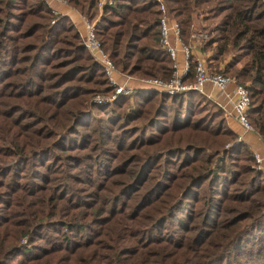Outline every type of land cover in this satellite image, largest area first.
Returning a JSON list of instances; mask_svg holds the SVG:
<instances>
[{
	"label": "trees",
	"instance_id": "16d2710c",
	"mask_svg": "<svg viewBox=\"0 0 264 264\" xmlns=\"http://www.w3.org/2000/svg\"><path fill=\"white\" fill-rule=\"evenodd\" d=\"M64 1L120 72L168 79L154 1ZM165 3L184 43L199 16L264 139L262 0ZM111 91L67 16L0 0V264H264V171L220 107L149 86L93 101Z\"/></svg>",
	"mask_w": 264,
	"mask_h": 264
},
{
	"label": "built area",
	"instance_id": "2783aa9c",
	"mask_svg": "<svg viewBox=\"0 0 264 264\" xmlns=\"http://www.w3.org/2000/svg\"><path fill=\"white\" fill-rule=\"evenodd\" d=\"M56 1L67 4L64 0ZM152 1L155 2L156 10L159 13V43L169 56L171 72L167 80L158 78H133L144 83L146 86L168 95L182 93L187 90L202 93L204 85L208 83L223 96L225 103L229 105L230 112L239 126L244 131H252L253 128L247 118V109L249 106L247 89L221 70L209 69L201 55H192L190 52V44L180 40L178 23L170 14L165 0ZM104 2L110 3V0H97L96 4L100 7ZM262 2L264 3V0ZM80 17L83 23V32L79 35L82 38L83 45L98 63L107 82L112 88L109 96L95 95L93 101L96 103L110 102L118 95H127L133 92L134 89L126 83L132 76L120 72L115 67L96 39L93 25L84 16L80 15ZM191 37L193 38V36ZM178 49L182 55L181 60L177 58ZM189 76L190 80H187ZM229 86L231 88L228 90ZM253 159L254 167L262 170L259 154L254 152Z\"/></svg>",
	"mask_w": 264,
	"mask_h": 264
},
{
	"label": "crops",
	"instance_id": "0c3cea01",
	"mask_svg": "<svg viewBox=\"0 0 264 264\" xmlns=\"http://www.w3.org/2000/svg\"><path fill=\"white\" fill-rule=\"evenodd\" d=\"M49 6L51 7V10L55 12L56 14L67 16L69 20L73 23L76 30L79 34H82L83 32V23L80 17V14L73 9L70 5L58 2L56 0H47ZM200 24H199V16H195L192 21L191 25V36H193L195 33L194 31H200ZM194 37V36H193ZM197 42V40H196ZM194 39L189 40L190 44V52L192 55H201V57L204 59L206 64L208 63L207 59L210 55L209 52L202 53L199 50V44L196 43ZM177 58L178 60H181L182 55L180 50L177 51ZM222 65V64H221ZM208 67L211 69V67L208 65ZM221 67V66H219ZM126 83L132 87L133 89L140 87V86H146L144 83L139 82L135 78L131 77L126 81ZM231 87H228V90ZM204 95L207 99L212 101L214 104H216L220 109L223 111V116L225 118L226 125L228 128L238 137L239 140L243 141L249 149L252 151V153H257L261 157V164H262V170L264 171V140L263 138L254 130L252 131H244L239 124L236 122L235 118L230 112V107L228 104L225 103V100L223 99V96L211 85L208 83L204 85L203 92L201 93ZM222 107V108H221Z\"/></svg>",
	"mask_w": 264,
	"mask_h": 264
},
{
	"label": "rangeland",
	"instance_id": "374dc122",
	"mask_svg": "<svg viewBox=\"0 0 264 264\" xmlns=\"http://www.w3.org/2000/svg\"><path fill=\"white\" fill-rule=\"evenodd\" d=\"M194 37H193V39H194V41L196 42V40H197V42L196 43H200V41L201 40H203V39H205L207 36H208V34L210 33L209 31H194ZM200 34V35H199ZM192 39V38H191ZM207 53V52H206ZM219 66H221V67H219ZM213 68V67H212ZM214 70H216V71H218V70H222V65H221V63H219L218 64V66L216 67V68H214ZM242 85V84H241ZM110 95V94H109ZM108 94L107 95H103V96H109ZM94 97V96H93Z\"/></svg>",
	"mask_w": 264,
	"mask_h": 264
}]
</instances>
